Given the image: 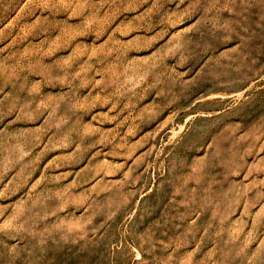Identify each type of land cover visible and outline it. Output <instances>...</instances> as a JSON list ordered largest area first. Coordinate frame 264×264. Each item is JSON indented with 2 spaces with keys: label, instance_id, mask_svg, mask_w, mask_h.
Returning <instances> with one entry per match:
<instances>
[{
  "label": "rangeland",
  "instance_id": "rangeland-1",
  "mask_svg": "<svg viewBox=\"0 0 264 264\" xmlns=\"http://www.w3.org/2000/svg\"><path fill=\"white\" fill-rule=\"evenodd\" d=\"M0 264H264V0H0Z\"/></svg>",
  "mask_w": 264,
  "mask_h": 264
}]
</instances>
